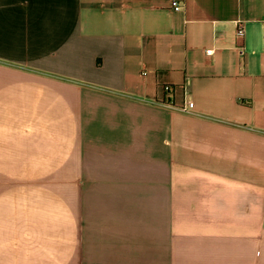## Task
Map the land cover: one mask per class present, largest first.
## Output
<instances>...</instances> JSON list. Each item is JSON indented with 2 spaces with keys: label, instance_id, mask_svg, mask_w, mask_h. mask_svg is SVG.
I'll return each mask as SVG.
<instances>
[{
  "label": "crops",
  "instance_id": "crops-1",
  "mask_svg": "<svg viewBox=\"0 0 264 264\" xmlns=\"http://www.w3.org/2000/svg\"><path fill=\"white\" fill-rule=\"evenodd\" d=\"M172 1L0 0V264H264V0Z\"/></svg>",
  "mask_w": 264,
  "mask_h": 264
},
{
  "label": "built area",
  "instance_id": "built-area-1",
  "mask_svg": "<svg viewBox=\"0 0 264 264\" xmlns=\"http://www.w3.org/2000/svg\"><path fill=\"white\" fill-rule=\"evenodd\" d=\"M171 7H172V9H173L174 11H179V10L181 9V8H180V5H179L178 2L175 1V0L171 2ZM241 34H242V30H240V29L238 28V30H237V35L240 36ZM211 53H212V50H206V54L210 55ZM186 107H187V108H192V107H193V104H192V103H188ZM183 110H184V108H183Z\"/></svg>",
  "mask_w": 264,
  "mask_h": 264
}]
</instances>
